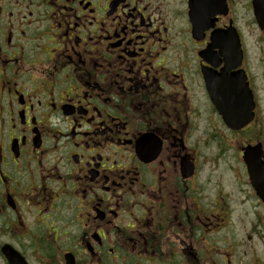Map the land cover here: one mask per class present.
<instances>
[{"label":"flooded vegetation","instance_id":"1","mask_svg":"<svg viewBox=\"0 0 264 264\" xmlns=\"http://www.w3.org/2000/svg\"><path fill=\"white\" fill-rule=\"evenodd\" d=\"M249 27L264 0H0V264H264Z\"/></svg>","mask_w":264,"mask_h":264},{"label":"rangeland","instance_id":"2","mask_svg":"<svg viewBox=\"0 0 264 264\" xmlns=\"http://www.w3.org/2000/svg\"><path fill=\"white\" fill-rule=\"evenodd\" d=\"M246 41H247V48H248V55L250 58H252V60L257 59L260 54H261V50L260 48H263L262 54L264 56V46L261 47V44L257 43V32L254 30L253 27H249L246 29ZM260 84V94H261V104L263 106L262 108V113H261V117L264 119V81L263 83H259ZM264 121V120H263ZM262 131H263V138H264V123L262 126ZM250 228L251 225L249 223V216L247 218V220H242L240 219L239 223L237 224V234L239 235L240 238H243L245 234H248L250 232ZM256 238V237H255ZM246 251L248 254L251 253V251L249 250L250 248V244H247L246 246Z\"/></svg>","mask_w":264,"mask_h":264},{"label":"water","instance_id":"3","mask_svg":"<svg viewBox=\"0 0 264 264\" xmlns=\"http://www.w3.org/2000/svg\"><path fill=\"white\" fill-rule=\"evenodd\" d=\"M234 48H237L238 45V39H237V46L236 43L234 41V44L232 45ZM248 99H250V96L248 97ZM252 121V116L249 113V118L247 120V124H249ZM260 153H262V151L257 147H250L247 150V155H248V168H249V172L251 175V179L253 182L254 187L259 190L260 184L257 181V177H258V163L261 161V156Z\"/></svg>","mask_w":264,"mask_h":264}]
</instances>
